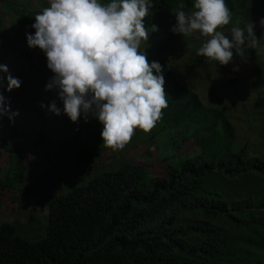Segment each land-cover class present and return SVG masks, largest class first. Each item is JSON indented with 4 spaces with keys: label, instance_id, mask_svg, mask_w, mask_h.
Returning a JSON list of instances; mask_svg holds the SVG:
<instances>
[{
    "label": "trees",
    "instance_id": "trees-1",
    "mask_svg": "<svg viewBox=\"0 0 264 264\" xmlns=\"http://www.w3.org/2000/svg\"><path fill=\"white\" fill-rule=\"evenodd\" d=\"M225 3L231 23L248 19L251 13L264 16V0ZM0 4L19 17L12 34L0 25V64L16 77L18 57L39 67L25 38L26 31H35L30 25L39 11L18 1L0 0ZM191 4L192 0H154L144 17L146 28L157 26L156 31L148 29L143 44L146 59L158 61L164 77L167 106L155 125L157 133L169 132L167 155L162 157L165 168L151 171L150 164L124 162L95 170L49 200L41 220L44 227L35 236H22L13 222L0 220V264H264V155L249 152V141L239 144L227 114L207 107L170 69L167 56L182 34L171 32L162 22L175 23L170 11L183 5L188 13ZM242 56L233 52L234 58ZM205 59L195 56L194 66ZM4 75L0 73V94L19 114L11 123L7 116L0 117V140L16 141L32 133L39 142L47 131L48 108L32 114L17 88L5 91ZM247 121H252L250 115ZM78 123L77 133L61 141L59 154L82 142L84 118ZM24 180V164L15 160L8 176L0 179V189L17 186L24 191ZM19 199L22 208L28 199ZM31 221L36 222L34 215Z\"/></svg>",
    "mask_w": 264,
    "mask_h": 264
},
{
    "label": "clouds",
    "instance_id": "clouds-1",
    "mask_svg": "<svg viewBox=\"0 0 264 264\" xmlns=\"http://www.w3.org/2000/svg\"><path fill=\"white\" fill-rule=\"evenodd\" d=\"M153 4L154 0H47L48 6L33 15L30 27L35 31L25 32L27 46L43 53L51 72L45 91H55L72 122L95 118L102 125L104 146L112 150L123 149L134 129L148 132L167 106L162 66L149 62L142 47L149 32L157 30L155 24L146 28L144 23ZM183 7L170 11L175 18L170 31L206 37L197 56L227 65L234 51L242 55L249 38L252 47L264 49V34L259 40L255 37L253 22L233 25L229 36L218 30L231 19L225 0H192L190 13ZM258 23L264 29V17ZM0 73L5 74V91L20 87V79L7 65L0 64ZM47 108L61 113L56 99ZM18 114L0 94V117L7 116L11 123Z\"/></svg>",
    "mask_w": 264,
    "mask_h": 264
},
{
    "label": "rangeland",
    "instance_id": "rangeland-1",
    "mask_svg": "<svg viewBox=\"0 0 264 264\" xmlns=\"http://www.w3.org/2000/svg\"><path fill=\"white\" fill-rule=\"evenodd\" d=\"M9 1L23 2L37 11L48 6L47 0ZM192 10L191 7L188 13ZM254 16L251 13L248 19L242 17L218 30L229 36L233 25L244 27L253 22L254 35L259 40L264 29L258 21L264 16ZM0 18L1 28L12 34L18 26L19 17L0 4ZM162 24L171 26L174 22L168 20ZM205 40L206 37L200 36L198 32L182 35V40L167 56L175 79L188 92L197 94L207 107L220 109L227 114L235 127V137L239 144L249 141L252 145L249 152L258 151L264 155V49L252 47L249 38V44L242 50L241 59L233 57L229 64L220 65L206 58L200 66H194L196 49ZM144 45L142 47L145 50ZM33 50L38 59V68H32L22 57H18L14 65L16 77L21 81L17 88L20 99L32 114L42 108L41 102L46 108L51 100L56 99L61 113L56 115L47 109L50 116L46 120L47 131L39 142L37 135L32 133H26L16 141L0 140V179L4 180L8 176L15 160L20 159L25 167L24 191H20L17 186L9 190L0 189V220L13 222L19 234L28 237L37 235L43 229L44 221L41 220L47 213L49 200L69 191L95 170L115 168L124 162L150 164L151 171L164 169L162 157L167 155L169 133L167 130L157 133L158 127L155 124L148 132L136 128L123 149L112 150L102 142V125L89 116L82 131V142L74 149H65L63 154H59L63 138L77 133L79 118L72 122L63 113L62 103L56 98L55 91H45L44 86L51 72L46 67L43 53L38 48ZM248 115L252 117L251 122L247 121ZM170 161L178 164V159ZM51 169L50 176H43L44 171ZM37 174L42 175L41 178L36 177ZM21 196L28 199L22 208L19 206ZM32 215L36 222H30Z\"/></svg>",
    "mask_w": 264,
    "mask_h": 264
}]
</instances>
